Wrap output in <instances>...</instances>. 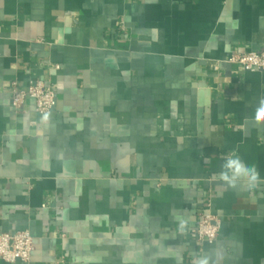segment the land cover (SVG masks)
Returning a JSON list of instances; mask_svg holds the SVG:
<instances>
[{
  "label": "crops",
  "instance_id": "1",
  "mask_svg": "<svg viewBox=\"0 0 264 264\" xmlns=\"http://www.w3.org/2000/svg\"><path fill=\"white\" fill-rule=\"evenodd\" d=\"M262 50L264 0H0V233L34 244L0 264H264V184L213 178L235 151L264 179V72L225 61Z\"/></svg>",
  "mask_w": 264,
  "mask_h": 264
},
{
  "label": "built area",
  "instance_id": "2",
  "mask_svg": "<svg viewBox=\"0 0 264 264\" xmlns=\"http://www.w3.org/2000/svg\"><path fill=\"white\" fill-rule=\"evenodd\" d=\"M225 61L235 65L240 71L264 72V50L234 53ZM11 100L13 107L18 110L30 100L38 114H51L57 104V94L45 81L31 79L24 87L13 83ZM220 226V220L216 216L205 213L200 217L194 231L199 240L212 242L217 238ZM33 249V239L28 230L0 233V260L4 262H26L30 259Z\"/></svg>",
  "mask_w": 264,
  "mask_h": 264
},
{
  "label": "clouds",
  "instance_id": "3",
  "mask_svg": "<svg viewBox=\"0 0 264 264\" xmlns=\"http://www.w3.org/2000/svg\"><path fill=\"white\" fill-rule=\"evenodd\" d=\"M48 119V113L41 117L43 122L48 121ZM255 120L256 122H264V97L258 101L255 109ZM213 178L223 182L228 189L232 190L246 189L252 192L264 184L258 167L255 164L245 163L235 151L224 157L221 171ZM186 226V221L181 220L178 230L183 233L186 231ZM192 264H209V258L207 256L197 257L193 259Z\"/></svg>",
  "mask_w": 264,
  "mask_h": 264
}]
</instances>
